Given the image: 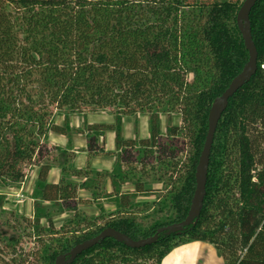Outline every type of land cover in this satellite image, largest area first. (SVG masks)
<instances>
[{
  "label": "trees",
  "instance_id": "obj_1",
  "mask_svg": "<svg viewBox=\"0 0 264 264\" xmlns=\"http://www.w3.org/2000/svg\"><path fill=\"white\" fill-rule=\"evenodd\" d=\"M242 1L0 0L1 214L7 190L22 188L27 170L37 166L32 214L11 211L12 222H0V264H54L104 228L138 240L186 217L209 111L248 60L236 24ZM249 17L257 69L219 119L195 223L140 248L107 237L69 264H160L191 241L213 244L224 264H264V0ZM106 109L112 123L87 121ZM73 116L82 119L80 127L71 124ZM139 116L147 118L148 136L135 129L125 138L124 118L132 117L136 128ZM107 132L114 134L115 153L105 149ZM50 133L67 138L65 147L51 146L61 161L45 151ZM75 134L86 139L81 169L69 150ZM111 154L109 173L91 168L93 158ZM132 154L136 173L128 166ZM55 163L61 176L50 182ZM147 167L168 188L141 205L136 198L150 189L142 177ZM107 177L112 189L105 196L115 209L99 206L100 214L87 218L79 206L97 198ZM125 183L132 189L121 190ZM63 217L68 220L55 229L54 220Z\"/></svg>",
  "mask_w": 264,
  "mask_h": 264
},
{
  "label": "water",
  "instance_id": "obj_2",
  "mask_svg": "<svg viewBox=\"0 0 264 264\" xmlns=\"http://www.w3.org/2000/svg\"><path fill=\"white\" fill-rule=\"evenodd\" d=\"M257 1L258 0H243L236 14V24L243 39L244 46L248 51V60L241 72L232 78L224 92L215 98L209 111L207 134L195 171L196 185L186 217L180 222L160 227L153 235L138 240H134L112 227L104 228L98 235L75 244L66 253L59 254L54 264L71 263L80 253L107 237H112L120 242H124L129 247L140 248L153 243L161 233H166L167 235L172 232L179 233L184 227L195 223L200 214L206 193L209 156L219 119L227 107L229 98L250 79L257 69V49L252 39L249 17L250 11Z\"/></svg>",
  "mask_w": 264,
  "mask_h": 264
},
{
  "label": "rangeland",
  "instance_id": "obj_3",
  "mask_svg": "<svg viewBox=\"0 0 264 264\" xmlns=\"http://www.w3.org/2000/svg\"><path fill=\"white\" fill-rule=\"evenodd\" d=\"M189 79H191V77H189ZM107 110L108 109H106L105 111L100 112V113H90V114H88V116L96 115V116L91 117V118H93L94 121L99 120L103 116L110 118L109 117L110 115L106 113ZM107 115H109V116H107ZM59 119L60 118L58 117L57 120H59ZM128 120H129V122L124 123V128H123L124 134L126 132V134H130L133 137L134 136V130L136 129V130H138V136H141V135L142 136L143 135L148 136V134H147V130H148V128H147L148 127L147 118L145 116H139L136 128H135V124L133 122V118L130 117V118H128ZM162 121H163L162 130L164 132V128H165V119H164V117L162 118ZM51 137H52V133L47 135V139H46L47 141H45V139H44V143L46 142L45 144H48L47 149H45V151L48 153L47 156L49 158L56 157L58 159V161L59 160L61 161V160H63V157L58 153V151H56L55 149H53L51 147L53 145L54 146H58V145L54 144L53 142H51ZM183 144H184V142H183ZM73 146L74 145H72V147H70L69 150L70 151L73 150V152H74V153H72L73 154V161L72 162L74 164V160H75L77 154L79 152H81V151H79L81 149L75 148ZM105 149L107 150L106 144H105ZM107 151L111 152V153H115L114 150H111V151L107 150ZM68 154H69V152H68ZM179 154H180V157L182 158V160H184L185 151L183 150L181 153L179 152ZM95 158H108V159L110 158L112 160V162H115V159H116L114 157V154L107 155V156L103 155V156H99V157H95ZM133 159L135 160V156L132 154V157H131V160H130L131 162L128 164V166L131 165L133 167L132 171L134 173H136L138 170H140V166ZM69 163H70V161H69ZM55 164H56L55 167H59V165L57 163H55ZM124 167L126 168V166H124ZM142 171L144 173V175L142 177H143L144 180L146 179V182L148 184L146 189L147 188L148 189L150 188V189L146 190L144 193H140L138 195V197L136 198V201L139 202L140 204H141V202H149V204H150V202L156 200L158 197L163 195L165 193L166 189L168 188V186L167 185L165 186L166 181H164V180H163V183H157V182H155L153 180L154 175L155 174H159V173H156V172L154 173L153 169H150L149 167H147V170L146 169H142ZM90 173H91V176H94L93 172H90ZM36 175H37V166H33L32 168L27 170L26 177L24 179V183H23V187L22 188L20 187L17 190H7L8 198H9V204L5 205L6 213H2V214L0 213V222L3 221L4 218L5 219L6 218H10L11 219L10 222H12V218L10 217V212L11 211L14 212L15 214H19V215H20L21 212H23V213H25L27 215H31L32 214V205H31V201L29 200V194H30V192L33 189L34 181L36 180L35 179ZM135 178H136V175H135ZM135 178H134V180H135ZM102 181L103 182H101V184L99 185L98 189H96L97 198H95L92 201V203L90 202V205L89 204H85V205H80L79 206L80 209L82 210L83 214L87 218H92V217L98 216L100 214L99 206L103 207V205L105 203H107L108 205L113 204V203H111L112 202V198L104 197L106 199H103V200L99 199V198L103 197V195L105 193V189H104L105 178ZM102 185H103V188H102L103 190H101V186ZM129 189H132V187L130 185L126 184V183H125V185L123 187H121V190H129ZM93 203H95V205ZM141 205L137 209V211L139 213V218H145L147 213L144 212L143 206H141ZM107 210L109 211L110 209H107ZM150 211H151V209L149 210V212ZM66 220H68V217L56 218L54 220V228L55 229L60 228L62 225H64ZM65 228L66 229L70 228V225H66ZM2 231L4 233L8 234V235H12L11 234L12 231L10 229H7V225H5V224L3 225ZM28 246H31V243H28Z\"/></svg>",
  "mask_w": 264,
  "mask_h": 264
},
{
  "label": "crops",
  "instance_id": "obj_4",
  "mask_svg": "<svg viewBox=\"0 0 264 264\" xmlns=\"http://www.w3.org/2000/svg\"><path fill=\"white\" fill-rule=\"evenodd\" d=\"M93 116L96 115H91L87 117L88 122H93V123H112L113 119L111 116L105 117L103 116L97 121H94ZM58 122H61V119L57 120ZM124 123L129 122L128 118H124L123 120ZM71 124L75 127H80L82 124V119L73 116L71 117ZM146 134V133H145ZM148 134V130H147ZM125 138H131L132 136L130 134H123ZM142 136V135H141ZM142 137H146L143 135ZM51 142L54 144L60 146V147H65L67 144V138L61 135L53 134L51 137ZM105 144L107 150L111 151L115 149V139H114V134L113 132H107L105 134ZM72 145L73 147L78 148V149H83L86 146V139L81 136L75 134L72 139ZM80 151V150H79ZM86 164V154L85 152L81 151L77 154L75 160H74V166L78 169H81L85 166ZM91 168L98 170L100 172H106L109 173L113 168H114V162L109 158H94L91 163ZM61 176V171L59 167H53L48 175V180L50 182H57L59 181ZM36 179V177H35ZM78 181V180H77ZM35 182V181H34ZM103 188V185L101 186V190ZM104 189L106 193H110L112 189L111 181L107 177L105 179V185ZM79 195L82 198H89L90 197V192L89 191H80ZM105 193L103 197L99 198L101 200L106 199L104 198ZM110 198V197H108ZM112 203V202H111ZM104 209H115L114 204L108 205L105 203L103 205ZM160 264H224L222 257L219 255V252L217 249L214 247L213 244L204 242V241H191L184 243L182 245H179L172 249L168 254H166L163 259L161 260Z\"/></svg>",
  "mask_w": 264,
  "mask_h": 264
}]
</instances>
